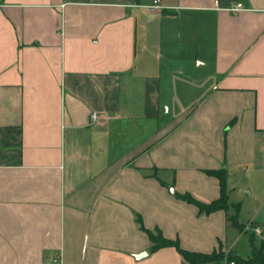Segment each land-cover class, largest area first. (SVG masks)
<instances>
[{
	"label": "crops",
	"instance_id": "0c3cea01",
	"mask_svg": "<svg viewBox=\"0 0 264 264\" xmlns=\"http://www.w3.org/2000/svg\"><path fill=\"white\" fill-rule=\"evenodd\" d=\"M153 2L0 0V264H184L136 214L210 252L226 212L175 193L264 180V0Z\"/></svg>",
	"mask_w": 264,
	"mask_h": 264
},
{
	"label": "trees",
	"instance_id": "16d2710c",
	"mask_svg": "<svg viewBox=\"0 0 264 264\" xmlns=\"http://www.w3.org/2000/svg\"><path fill=\"white\" fill-rule=\"evenodd\" d=\"M208 175L214 176L219 180L220 194L217 198L210 201H202L196 198L190 192H176L177 198L198 207L199 214H210L217 210H224L227 214V219L232 226L239 229H244V223L238 220V210L240 203H231L229 201V171L226 166L218 168L203 169ZM231 207L236 209L235 213L230 214ZM136 221L140 228L144 230L151 242L150 251L154 252L164 247H173L183 257L184 264H264V241L260 246L253 245L252 252L249 256L244 257L234 251H225L221 246L210 252L190 250L183 247L178 239L170 238L164 235L160 227H146L141 214H136ZM253 226L256 223L251 222Z\"/></svg>",
	"mask_w": 264,
	"mask_h": 264
},
{
	"label": "rangeland",
	"instance_id": "374dc122",
	"mask_svg": "<svg viewBox=\"0 0 264 264\" xmlns=\"http://www.w3.org/2000/svg\"><path fill=\"white\" fill-rule=\"evenodd\" d=\"M187 103L188 102H176L177 106L179 105V107H182ZM236 183L237 190L234 191L231 185L232 181L229 182V201L231 203L240 202L238 220L244 223L245 228L241 230L228 224L225 235V246L222 245V241L219 240V242H217L218 245L216 249L222 246L225 247V249L223 248L225 251H234L244 257H247L251 254L253 245L258 247L264 241V233L261 235L255 232V226L249 222L258 200L264 197V180L258 182L256 178L253 179L244 177V175H240L238 178H236ZM249 187L252 189V195L250 196L246 193ZM254 197L257 201L254 199ZM235 212L236 209L231 207L229 213L232 214ZM261 225L264 228L263 223Z\"/></svg>",
	"mask_w": 264,
	"mask_h": 264
},
{
	"label": "built area",
	"instance_id": "2783aa9c",
	"mask_svg": "<svg viewBox=\"0 0 264 264\" xmlns=\"http://www.w3.org/2000/svg\"><path fill=\"white\" fill-rule=\"evenodd\" d=\"M159 1L160 0H154L153 4L149 5V8L151 10H155V9L159 8L160 7ZM241 8H242V3L241 2H239V3H237V4H235V5H233V6L230 7V9L231 10H234V11L240 10ZM91 118L93 120H99L101 118V115L98 112H93L91 114ZM254 229H255V232H257V233H260L261 232L259 226H255Z\"/></svg>",
	"mask_w": 264,
	"mask_h": 264
},
{
	"label": "water",
	"instance_id": "95a60500",
	"mask_svg": "<svg viewBox=\"0 0 264 264\" xmlns=\"http://www.w3.org/2000/svg\"><path fill=\"white\" fill-rule=\"evenodd\" d=\"M146 255H147V252H141V253H139V254H134V256H135L136 258H141V257L146 256Z\"/></svg>",
	"mask_w": 264,
	"mask_h": 264
}]
</instances>
